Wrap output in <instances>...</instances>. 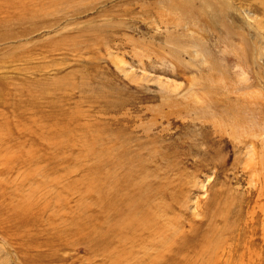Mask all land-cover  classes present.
<instances>
[{"label": "rangeland", "instance_id": "rangeland-1", "mask_svg": "<svg viewBox=\"0 0 264 264\" xmlns=\"http://www.w3.org/2000/svg\"><path fill=\"white\" fill-rule=\"evenodd\" d=\"M0 264H264V0H0Z\"/></svg>", "mask_w": 264, "mask_h": 264}, {"label": "bare ground", "instance_id": "bare-ground-1", "mask_svg": "<svg viewBox=\"0 0 264 264\" xmlns=\"http://www.w3.org/2000/svg\"><path fill=\"white\" fill-rule=\"evenodd\" d=\"M251 183V182H250ZM17 191V190H16ZM24 198H22V200H23ZM25 200V199H24ZM23 200V201H24ZM21 204V205H20ZM18 206V208H17V211L18 212H22V209H25V208H28L29 207V205L27 204V203H25V202H23V203H19V204H17ZM6 206V205H5ZM132 207V206H131ZM130 207V208H131ZM3 209V208H2ZM9 210V209H8ZM11 210H13L12 208H11ZM131 210V209H130ZM142 211H140V213H141ZM146 213V212H145ZM131 215H133V214H131ZM142 215H143V213H142ZM141 216V215H140ZM139 219V218H138ZM145 220V219H144Z\"/></svg>", "mask_w": 264, "mask_h": 264}]
</instances>
